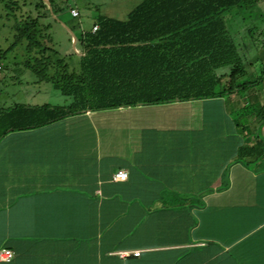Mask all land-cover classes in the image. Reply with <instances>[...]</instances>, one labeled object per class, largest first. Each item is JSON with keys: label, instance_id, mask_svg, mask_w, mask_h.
Wrapping results in <instances>:
<instances>
[{"label": "crops", "instance_id": "crops-1", "mask_svg": "<svg viewBox=\"0 0 264 264\" xmlns=\"http://www.w3.org/2000/svg\"><path fill=\"white\" fill-rule=\"evenodd\" d=\"M67 1L79 17L68 8L55 20L78 44L79 71L95 18L85 27ZM235 111L237 92L85 109L8 132L0 250L14 256L0 264H264V152L244 150L257 137L264 149V109L243 125ZM119 169L127 177L114 181Z\"/></svg>", "mask_w": 264, "mask_h": 264}, {"label": "trees", "instance_id": "trees-1", "mask_svg": "<svg viewBox=\"0 0 264 264\" xmlns=\"http://www.w3.org/2000/svg\"><path fill=\"white\" fill-rule=\"evenodd\" d=\"M21 1L0 0L6 15L15 19L16 10L28 7L25 19L14 21L11 46L24 43V67L73 102L68 107L0 108V140L12 130L42 126L85 109L223 97L248 86L239 81L246 70L225 15L260 0H140L124 19L99 14L93 24L97 29L85 30L80 39L85 54L79 71L46 44L52 42L47 17L70 8L68 1ZM244 150L263 153V142L257 137Z\"/></svg>", "mask_w": 264, "mask_h": 264}, {"label": "rangeland", "instance_id": "rangeland-1", "mask_svg": "<svg viewBox=\"0 0 264 264\" xmlns=\"http://www.w3.org/2000/svg\"><path fill=\"white\" fill-rule=\"evenodd\" d=\"M79 4L83 25L90 21L85 19L89 15L96 18L99 14L123 19L126 12L140 0H76ZM22 1L19 0V3ZM27 6L15 11L16 19L6 15L3 4L0 2V108H8L14 104L42 105L68 107L72 104V97L62 94L51 82L37 81L35 74L24 67V43L12 47L14 41V21H23L27 15ZM36 12L32 11V16ZM226 25L230 35L238 45L242 56L246 74L239 79L247 82L248 86L238 92V99L242 111L234 112L236 119L242 125L246 124L247 114L252 115L256 109H264V0L250 7L236 9L226 13ZM66 21V20H65ZM50 23L49 35L52 42L48 46L57 50L60 56H66L69 65L78 63L73 34L63 24L55 20V15L47 17ZM78 29L74 28L77 34ZM228 95L225 96V98ZM262 123L258 126L260 129ZM257 123L251 124L256 127Z\"/></svg>", "mask_w": 264, "mask_h": 264}, {"label": "built area", "instance_id": "built-area-1", "mask_svg": "<svg viewBox=\"0 0 264 264\" xmlns=\"http://www.w3.org/2000/svg\"><path fill=\"white\" fill-rule=\"evenodd\" d=\"M69 13L72 17L78 18L79 17V11L76 7H70ZM97 29V25H93L91 27V31L94 32ZM1 68V66H0ZM127 177V172L123 169L117 170L113 175L112 179L114 181H122L125 180ZM121 255L124 254V252H120ZM134 256H137L139 254V251L136 250L132 253ZM14 256V252L10 249H2L0 250V261H6L9 262Z\"/></svg>", "mask_w": 264, "mask_h": 264}, {"label": "water", "instance_id": "water-1", "mask_svg": "<svg viewBox=\"0 0 264 264\" xmlns=\"http://www.w3.org/2000/svg\"><path fill=\"white\" fill-rule=\"evenodd\" d=\"M45 1L49 4L48 0H45Z\"/></svg>", "mask_w": 264, "mask_h": 264}]
</instances>
